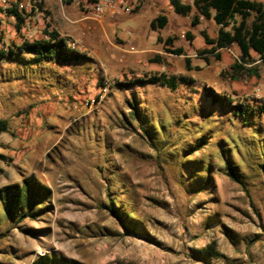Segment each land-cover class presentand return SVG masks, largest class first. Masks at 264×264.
<instances>
[{
  "label": "rangeland",
  "instance_id": "374dc122",
  "mask_svg": "<svg viewBox=\"0 0 264 264\" xmlns=\"http://www.w3.org/2000/svg\"><path fill=\"white\" fill-rule=\"evenodd\" d=\"M162 13L166 26L153 29ZM20 14L0 0V119L8 123L0 188L35 176L52 197L40 216L20 222L0 199V264L53 256L66 264H264V113L232 112L264 103V59L253 52L246 66L254 71L234 78L239 47L212 49L204 33L215 39L220 26L203 17L194 25L195 9L183 16L168 0L100 20L84 18L73 0H42ZM51 31L88 59L39 63L19 52L25 39ZM180 47L183 54L170 51ZM9 48L19 55L3 56ZM163 74L178 87L148 81ZM207 88L232 105L211 104ZM225 160L245 188L226 175ZM207 246L215 251L203 261L195 250Z\"/></svg>",
  "mask_w": 264,
  "mask_h": 264
},
{
  "label": "trees",
  "instance_id": "16d2710c",
  "mask_svg": "<svg viewBox=\"0 0 264 264\" xmlns=\"http://www.w3.org/2000/svg\"><path fill=\"white\" fill-rule=\"evenodd\" d=\"M170 5L174 11L180 15L186 16L193 9L196 10V16L193 19V24L199 23L201 17L206 19H213L219 26V32L215 39L210 38L204 33L207 44L212 45V49L218 50L220 48H228L232 45H237L241 52V58L235 60L231 64L232 76L239 78L243 73H252L254 70L246 66L253 62V52L259 54L264 59V3L260 0H169ZM10 12L21 20L22 16L16 9H10ZM168 22V16L164 13L158 15L151 21L153 29L163 28ZM47 38H39L28 40L25 39L23 43L18 46L20 53L32 54L31 60L42 63L54 62L59 65L66 64H80L88 59V56L80 50L73 48L68 40L62 37L58 32H47ZM190 36V34H189ZM191 37V36H190ZM171 43L172 38L167 40ZM175 54H183V48H176L170 50ZM213 51V50H212ZM3 56L16 55L19 53L9 48V52H1ZM219 57V54H217ZM25 58H22L24 60ZM29 61V60H27ZM181 80L184 82H192L188 77L182 76ZM144 81V80H140ZM149 82H159L162 85H167L173 89L178 87V81L174 77L154 76L149 78ZM205 96L210 98L211 104L219 105L221 107H230L233 103L231 96H224L215 92L211 88H207ZM136 102H132L133 110L131 113L134 117L137 116ZM236 117L249 118L257 114V112L264 113V103L262 105L252 107L248 104H236L232 110ZM143 130V136L147 139L151 138L148 129L140 124ZM8 130L7 120L0 119V133ZM201 148L206 142L201 140ZM196 148V149H199ZM261 172L264 175V162L259 164ZM224 169L226 175L234 182L240 184L245 188V182L241 177L237 164L232 161L225 160ZM208 175H210V168H207ZM52 197V190L49 186L44 184L35 176H29L23 179L22 183H14L0 188V199L2 201L5 215L8 219L20 222L27 218H37L45 210L46 203ZM109 212L122 220L118 207L113 204L106 206ZM125 221L130 224L128 229L132 231L138 226L132 223L134 218L132 212H127ZM199 259L205 261L215 249L212 246H207L202 249H196ZM51 259V260H50ZM67 259L64 257L52 258L45 257L41 264H66Z\"/></svg>",
  "mask_w": 264,
  "mask_h": 264
},
{
  "label": "built area",
  "instance_id": "2783aa9c",
  "mask_svg": "<svg viewBox=\"0 0 264 264\" xmlns=\"http://www.w3.org/2000/svg\"><path fill=\"white\" fill-rule=\"evenodd\" d=\"M42 0H1L4 7L16 9L19 13L29 12L39 8ZM62 1V0H61ZM80 5L83 17L86 19L100 20L103 17H118L124 13H133L138 9L143 0H73ZM131 51L135 47L130 48Z\"/></svg>",
  "mask_w": 264,
  "mask_h": 264
},
{
  "label": "crops",
  "instance_id": "0c3cea01",
  "mask_svg": "<svg viewBox=\"0 0 264 264\" xmlns=\"http://www.w3.org/2000/svg\"><path fill=\"white\" fill-rule=\"evenodd\" d=\"M168 1H169V0H168ZM169 3H170V2H169ZM171 7H172V6H171ZM172 8H173V7H172ZM173 10H174V9H173ZM192 11H193V10H192ZM195 11H196V10H195ZM174 12H175V11H174ZM177 14H178V13H177ZM159 15H160V14H159ZM201 18H202V17H201ZM201 18H200V19H201ZM203 18H205V17H203Z\"/></svg>",
  "mask_w": 264,
  "mask_h": 264
}]
</instances>
